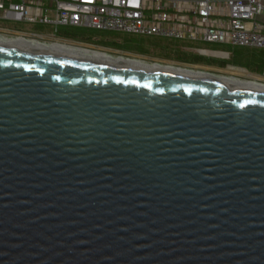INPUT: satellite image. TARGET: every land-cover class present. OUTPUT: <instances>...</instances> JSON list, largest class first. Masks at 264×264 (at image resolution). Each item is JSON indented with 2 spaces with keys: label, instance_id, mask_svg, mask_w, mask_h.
<instances>
[{
  "label": "water",
  "instance_id": "95a60500",
  "mask_svg": "<svg viewBox=\"0 0 264 264\" xmlns=\"http://www.w3.org/2000/svg\"><path fill=\"white\" fill-rule=\"evenodd\" d=\"M0 264H264V93L0 46Z\"/></svg>",
  "mask_w": 264,
  "mask_h": 264
},
{
  "label": "built area",
  "instance_id": "2783aa9c",
  "mask_svg": "<svg viewBox=\"0 0 264 264\" xmlns=\"http://www.w3.org/2000/svg\"><path fill=\"white\" fill-rule=\"evenodd\" d=\"M0 23V37L41 45L86 46L60 35L63 28L80 27L175 41L184 52L222 60H230L236 48L264 50V0H0ZM244 77L264 85V67Z\"/></svg>",
  "mask_w": 264,
  "mask_h": 264
},
{
  "label": "trees",
  "instance_id": "16d2710c",
  "mask_svg": "<svg viewBox=\"0 0 264 264\" xmlns=\"http://www.w3.org/2000/svg\"><path fill=\"white\" fill-rule=\"evenodd\" d=\"M60 35L79 43L111 47L113 49L134 52L142 55L150 53L149 49L144 47V42L150 41L155 44H152L154 47L162 49V52L160 53L161 57L188 64L218 65L221 67L233 65L244 68L253 74H261L264 67V50L236 48L233 51L230 60H222L184 52L181 50V46L178 42L169 40L103 32L80 27L63 28L60 31ZM157 42L158 44L156 45Z\"/></svg>",
  "mask_w": 264,
  "mask_h": 264
},
{
  "label": "bare ground",
  "instance_id": "6f19581e",
  "mask_svg": "<svg viewBox=\"0 0 264 264\" xmlns=\"http://www.w3.org/2000/svg\"><path fill=\"white\" fill-rule=\"evenodd\" d=\"M0 46L15 48L31 53L55 55L59 57L73 58L120 67H131L137 71L146 70L152 72H169L193 78H208L222 83L229 89L245 88L264 93V85L256 83L255 81H249L235 77L237 75L236 73V75H234V73L227 75H213L181 66L178 67L179 65L174 66L173 64H166L157 61L148 62L142 59H133L124 55L110 53L111 51L109 52L88 46L59 44L41 45L23 40H7L2 37H0ZM247 76L252 75L250 74Z\"/></svg>",
  "mask_w": 264,
  "mask_h": 264
},
{
  "label": "rangeland",
  "instance_id": "374dc122",
  "mask_svg": "<svg viewBox=\"0 0 264 264\" xmlns=\"http://www.w3.org/2000/svg\"><path fill=\"white\" fill-rule=\"evenodd\" d=\"M160 40H164V39H160ZM83 44H85L88 47H92V48H96V49H102V50L109 51V52L111 51L110 53L124 55L126 57H130V58H133V59H142V60H145V61H148V62L157 61V62H162V63H166V64H173L174 66H178L179 65L178 67L183 66L185 64H188V63L177 62L175 60H170V59H166L164 57H161L160 53L162 52V49H159V47L158 48L154 47L152 45L154 43L153 42L151 43L150 41L144 42V47L148 48L150 53L143 54V55L142 54H137V53H134V52H127V51H123V50H117V49H113L111 47L97 46V45L88 44V43H83ZM157 44H158V42L156 43V45ZM179 44L181 46V43H179ZM188 45H190V44H188ZM191 45L196 46V47L207 48V49H226V47H224V46H219V45H215V44L193 43ZM188 65H195V64H188ZM200 66H204L206 68H211V69H214V70H218L219 72L218 71L217 72L216 71L211 72V71H208L209 69H206V71L214 73L215 75H221L222 73L223 74L225 73L226 75L234 73V75L237 74V75H239L241 77L243 75L244 76L246 75L247 78L249 77L247 75H250V74L254 75V76L256 75V74H253V73L249 72L248 70H246L244 68L236 67V66H233V65H230L229 67H221V66H218V65H200ZM247 71L250 74L247 73ZM244 76H243L242 79L245 78Z\"/></svg>",
  "mask_w": 264,
  "mask_h": 264
}]
</instances>
